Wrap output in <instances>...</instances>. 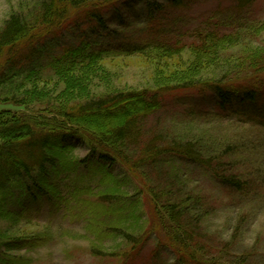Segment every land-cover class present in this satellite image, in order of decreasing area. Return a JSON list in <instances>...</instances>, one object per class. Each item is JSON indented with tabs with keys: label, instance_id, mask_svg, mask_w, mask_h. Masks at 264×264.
<instances>
[{
	"label": "rangeland",
	"instance_id": "374dc122",
	"mask_svg": "<svg viewBox=\"0 0 264 264\" xmlns=\"http://www.w3.org/2000/svg\"><path fill=\"white\" fill-rule=\"evenodd\" d=\"M41 1L0 0V27L12 14L30 17ZM91 2L96 0H83L81 5L89 8ZM111 2L105 22L120 36L94 67L91 96L149 90L158 93L161 109L144 121L137 147L130 148L128 159L102 162L94 158L53 178L47 200L23 199L14 204L4 198L0 202V264H181V257L191 252L208 264H264V85L258 90L261 99L256 106L241 112L221 110L217 100L202 91L206 82L220 80L230 69L229 58L237 61L240 53L264 54V0L253 2L243 25L230 22L219 29L216 25L223 13L232 15V0H186L184 8L166 9L152 22L147 19L144 0ZM247 25L251 32L246 31ZM155 28L163 29L160 40L168 47L123 52L122 47L141 43ZM208 29L223 34L241 32L242 46L227 48L218 62L210 58L199 65L191 52L198 43L194 35ZM56 34L60 39L72 36L68 26L57 29ZM25 49L17 46L9 54ZM188 69L202 92L176 86L191 81V77L184 78ZM241 69L248 68L243 65ZM255 69L264 70V66ZM258 72L238 76L246 80ZM260 76L264 77V71ZM53 81L48 75L36 85L56 94L61 85ZM28 109L31 112L0 105V110L51 116L46 107ZM154 138L160 144L191 146L207 164L203 168L170 155L152 162L144 145ZM70 143L74 149L67 153L52 150L58 160L75 158L80 162L88 154L82 138H73ZM232 174L244 183L242 192L217 178ZM154 193L182 203L190 222L192 217L197 219L193 239L201 240L198 247L188 242L176 245L171 240L175 228L166 222L158 228L157 217L164 218L153 210V202L161 207ZM111 197L116 199L107 202ZM189 224L195 226L194 222ZM127 235L132 242L124 238Z\"/></svg>",
	"mask_w": 264,
	"mask_h": 264
},
{
	"label": "trees",
	"instance_id": "16d2710c",
	"mask_svg": "<svg viewBox=\"0 0 264 264\" xmlns=\"http://www.w3.org/2000/svg\"><path fill=\"white\" fill-rule=\"evenodd\" d=\"M111 1L96 0L90 3L89 8H84L81 5L83 0H42L30 17L12 14L0 27V105H11L28 112H31L28 109L30 107L42 106L50 110L51 114L35 116L33 113L0 110V202L4 198L14 204L23 199L47 200L53 178L75 170L94 158L102 162L128 159L130 148L137 147L144 121L161 109L158 93L149 90L91 96L89 86L96 78L94 74L97 70L94 67L102 62L107 56V47L112 46L120 36L118 32L110 30L105 22V12ZM254 1L232 0V15L223 13L224 17L219 19L216 27L223 28L230 22L241 25L245 12ZM163 2L144 0L148 20H156L166 9L184 8L186 0ZM223 18L229 20L225 22ZM64 26H68L72 34L68 39H60L56 34V30ZM218 29H208L207 32L194 35L198 43L192 46L191 52L196 55L199 65L210 58L218 62L227 48L242 46L241 32L223 34ZM245 29L252 30L249 25ZM161 34H165L163 29L155 28L141 43L122 47L123 52L131 54L143 53L149 48L154 51L164 49L168 46L160 40ZM21 45L26 49L15 55V47ZM243 47L250 49L249 46ZM228 60L231 70L227 69L220 80L206 82L202 91L212 95L217 100L216 105L223 111L230 109L241 112L244 108L255 107L261 99L258 90L264 85V77L260 76L264 70L255 68L264 66V54L240 53L237 61H232V58ZM243 65L248 69H241ZM253 70L260 72L251 77L246 76V80L238 76L242 72L252 73ZM48 75L54 78L55 84L61 85L60 89H55L56 94H52L50 89H39L36 85ZM191 75L193 71L191 73V69H188L184 78L191 77V81L176 86H191L202 92L200 83L194 79L195 74ZM233 107L235 109H231ZM73 138H82L88 150L87 156L80 162L75 158L58 160L53 150L59 148L66 153L73 150L74 145L70 143ZM175 144L170 146L160 144L158 138L150 139L145 142L144 154L152 162L161 156L170 155L205 167L207 162L200 159V153L191 146ZM217 178L237 192L244 190L245 185L237 174ZM9 184L10 188H7ZM154 194L161 207L153 202V210L165 220L155 213L158 228L161 229L162 223L166 222V225L175 228L171 240L176 245L188 242L198 247L201 240L193 239L198 231L197 219L193 221L191 218V222L195 223L192 227L188 209L182 203L176 200L172 202L173 199H167L165 195ZM162 198L165 202H160ZM110 199L116 198L111 197L107 202L112 201ZM112 231H118V228H112ZM124 238L132 242L130 235ZM181 264L208 263L198 261L196 253L191 252L187 257H181Z\"/></svg>",
	"mask_w": 264,
	"mask_h": 264
}]
</instances>
